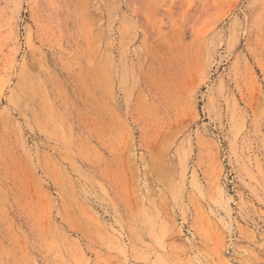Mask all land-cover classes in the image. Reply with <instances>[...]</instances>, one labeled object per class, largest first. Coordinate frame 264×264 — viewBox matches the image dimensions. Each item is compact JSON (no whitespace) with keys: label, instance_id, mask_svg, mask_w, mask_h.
Segmentation results:
<instances>
[{"label":"rangeland","instance_id":"rangeland-1","mask_svg":"<svg viewBox=\"0 0 264 264\" xmlns=\"http://www.w3.org/2000/svg\"><path fill=\"white\" fill-rule=\"evenodd\" d=\"M0 264H264V0H0Z\"/></svg>","mask_w":264,"mask_h":264}]
</instances>
